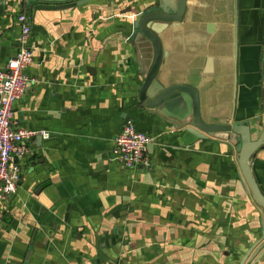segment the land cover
Instances as JSON below:
<instances>
[{"label":"crops","instance_id":"1","mask_svg":"<svg viewBox=\"0 0 264 264\" xmlns=\"http://www.w3.org/2000/svg\"><path fill=\"white\" fill-rule=\"evenodd\" d=\"M26 2L0 0V70L21 49L26 14L33 82L15 119L41 133L24 141L17 192L0 209V264H238L264 211L239 179L235 145L187 131L189 93L153 109L137 103L140 66L153 55L124 29L138 1L33 16ZM156 29L159 90L196 89L207 125L264 119V0H188L181 21ZM129 118L154 139L149 170L113 159ZM257 161L264 189V148ZM252 264H264V250Z\"/></svg>","mask_w":264,"mask_h":264},{"label":"water","instance_id":"2","mask_svg":"<svg viewBox=\"0 0 264 264\" xmlns=\"http://www.w3.org/2000/svg\"><path fill=\"white\" fill-rule=\"evenodd\" d=\"M93 0H27V6L31 15L37 12L46 14H58V11L82 6ZM138 10L133 14V19L124 27L131 34L132 41L140 39L150 42L153 46V55L148 64L140 66L143 79L138 82L137 103L148 109L159 106L164 100L178 92H187L194 101L195 114L193 124L187 131L196 135L199 140L210 141L211 138L221 134L225 135L235 145L239 153L240 181L245 191L252 195L255 202L264 211V189L258 176L257 157L264 148V119L260 115L234 120L232 123L222 125H207L200 119L199 97L196 89L183 86L170 87L159 90L156 85V76L162 62V44L156 29L159 23L181 21L186 13L188 0H137ZM31 39L29 38L28 42ZM27 42V43H28ZM29 44V43H28ZM263 84H264V55L262 61ZM156 87L151 90L152 87ZM157 89V90H156ZM152 92L154 94H152ZM264 250V217L260 222V228L256 232V238L248 244L245 252L241 255L238 264H252L254 259Z\"/></svg>","mask_w":264,"mask_h":264},{"label":"built area","instance_id":"3","mask_svg":"<svg viewBox=\"0 0 264 264\" xmlns=\"http://www.w3.org/2000/svg\"><path fill=\"white\" fill-rule=\"evenodd\" d=\"M19 21L21 49L0 70V209L10 195L17 192L20 181L17 159L28 153L24 141L41 133L20 127L15 119V103L28 93L33 82L26 69L35 62V52L27 46L32 24L26 14L20 15ZM153 140L139 131L134 119L129 118L114 141L113 159L128 168L149 170L153 164L148 146Z\"/></svg>","mask_w":264,"mask_h":264}]
</instances>
